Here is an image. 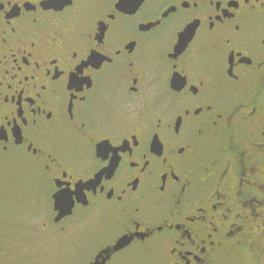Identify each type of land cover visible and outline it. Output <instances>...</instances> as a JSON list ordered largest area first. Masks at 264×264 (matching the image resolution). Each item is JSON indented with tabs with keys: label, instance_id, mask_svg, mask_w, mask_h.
<instances>
[{
	"label": "flooded vegetation",
	"instance_id": "flooded-vegetation-1",
	"mask_svg": "<svg viewBox=\"0 0 264 264\" xmlns=\"http://www.w3.org/2000/svg\"><path fill=\"white\" fill-rule=\"evenodd\" d=\"M257 261L264 0H0V264Z\"/></svg>",
	"mask_w": 264,
	"mask_h": 264
},
{
	"label": "water",
	"instance_id": "water-1",
	"mask_svg": "<svg viewBox=\"0 0 264 264\" xmlns=\"http://www.w3.org/2000/svg\"><path fill=\"white\" fill-rule=\"evenodd\" d=\"M68 207H69V206H68ZM68 207H67V209H66V207H65V208H60L61 215L69 211V210H68ZM125 243H126V240H125L124 238L119 239V240L116 242V244L114 245V249L119 248L121 245H123V244H125Z\"/></svg>",
	"mask_w": 264,
	"mask_h": 264
},
{
	"label": "trees",
	"instance_id": "trees-1",
	"mask_svg": "<svg viewBox=\"0 0 264 264\" xmlns=\"http://www.w3.org/2000/svg\"><path fill=\"white\" fill-rule=\"evenodd\" d=\"M253 264H260V262L257 261L256 263H253Z\"/></svg>",
	"mask_w": 264,
	"mask_h": 264
},
{
	"label": "rangeland",
	"instance_id": "rangeland-1",
	"mask_svg": "<svg viewBox=\"0 0 264 264\" xmlns=\"http://www.w3.org/2000/svg\"><path fill=\"white\" fill-rule=\"evenodd\" d=\"M10 241V240H9ZM5 243H7L6 241H5ZM9 244H11V243H9ZM5 245H7V244H5Z\"/></svg>",
	"mask_w": 264,
	"mask_h": 264
}]
</instances>
